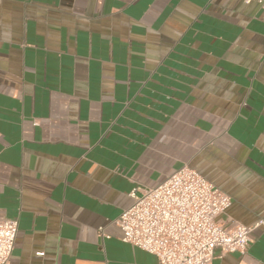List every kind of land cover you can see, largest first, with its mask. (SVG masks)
Returning <instances> with one entry per match:
<instances>
[{"label": "crops", "instance_id": "crops-1", "mask_svg": "<svg viewBox=\"0 0 264 264\" xmlns=\"http://www.w3.org/2000/svg\"><path fill=\"white\" fill-rule=\"evenodd\" d=\"M183 167L264 222V10L242 0H0L9 264H157L116 225ZM140 193L137 192L136 195ZM264 264V224L244 254Z\"/></svg>", "mask_w": 264, "mask_h": 264}, {"label": "built area", "instance_id": "built-area-1", "mask_svg": "<svg viewBox=\"0 0 264 264\" xmlns=\"http://www.w3.org/2000/svg\"><path fill=\"white\" fill-rule=\"evenodd\" d=\"M242 1L264 10V0ZM130 197L133 203L116 221L122 242L155 257L157 264H211L216 251L244 254L252 230L264 224L224 226L220 218L231 198L187 167L154 188L134 189ZM17 233L16 219L0 220V264H9Z\"/></svg>", "mask_w": 264, "mask_h": 264}]
</instances>
